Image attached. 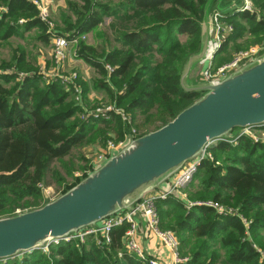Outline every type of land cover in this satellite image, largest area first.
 I'll list each match as a JSON object with an SVG mask.
<instances>
[{"label":"trees","instance_id":"16d2710c","mask_svg":"<svg viewBox=\"0 0 264 264\" xmlns=\"http://www.w3.org/2000/svg\"><path fill=\"white\" fill-rule=\"evenodd\" d=\"M250 1L251 9L232 10L224 18L235 25L229 40L264 31V0ZM207 2L66 0V12L52 31L27 0H0V39L37 30L36 39L47 45L54 34L86 35L110 18L96 45L81 39L76 51L101 76L98 88L131 116L129 124L115 111L109 118L81 119L78 114L86 105L75 103L72 84L66 88L59 78L42 73L24 51H15L0 64V216L40 206L42 187L51 185L48 176L62 185L55 160L70 176L74 159L86 160V145L98 139L105 145L111 131L123 139L126 126L138 135L158 129L200 97L185 91L180 79L188 58L200 49ZM229 3L222 1L224 6ZM218 56L213 67L231 58ZM50 64L48 60L45 66ZM78 81L88 100L86 82ZM208 152L213 159L202 161L184 193L191 202L213 199L236 208L251 221L249 233L238 215H222L205 205L188 207L175 195L155 200L160 226L176 233L181 255L190 257L180 264H264L254 246L264 250V139L244 134L237 143L219 141ZM128 227H114L110 243L99 244L97 236L89 234L84 242L60 241L47 252L35 249L0 264H144L126 252Z\"/></svg>","mask_w":264,"mask_h":264},{"label":"water","instance_id":"95a60500","mask_svg":"<svg viewBox=\"0 0 264 264\" xmlns=\"http://www.w3.org/2000/svg\"><path fill=\"white\" fill-rule=\"evenodd\" d=\"M222 1L216 7L225 16L245 10V0H231L226 6ZM212 2L205 6L200 49L188 58L180 79L185 91L198 92L200 97L143 135L134 136L126 126L127 142L93 164L74 185L38 207L0 216V261L99 228L106 218L126 211L133 212L138 232L144 220L150 233L145 211L137 209L148 194L168 192V181L187 162L201 158L219 141L244 135L235 136L234 130L264 128V52L225 76L211 81L204 77L217 54ZM172 195L188 204L178 191H171Z\"/></svg>","mask_w":264,"mask_h":264},{"label":"built area","instance_id":"2783aa9c","mask_svg":"<svg viewBox=\"0 0 264 264\" xmlns=\"http://www.w3.org/2000/svg\"><path fill=\"white\" fill-rule=\"evenodd\" d=\"M28 2L35 5L38 9V17L42 20L48 23L49 30L54 29V23L50 19V11L47 7V5H43L42 0H27ZM252 4L250 0H245V6L243 9H251ZM226 16L223 15L221 12H216L214 15V23L216 27V33L214 38V45L216 47L217 53L219 51V48L221 44L228 38V36L234 31V25L229 22L225 21ZM21 22V20H20ZM86 35L81 36H73L72 38H68L64 35H57L54 34V36L51 39V53H52V59L53 63L55 65L54 69L48 71V77H56L59 78L62 83L65 85L67 84H73V79L76 78V73H73L72 75H64L60 68L63 66V63H65V60L68 58V56L72 55V57L78 56L75 53L76 47L73 51H71L70 47L76 46V44L79 43L81 39H85ZM264 52V46H251L248 48L240 49L235 51L231 58L219 65H216V67H213L212 65L206 69L204 72V77L208 80H214L217 78H220L222 76H225L232 71L236 70L238 67H240L242 64L250 61L252 58L262 54ZM215 55L212 58V61H214ZM107 69L109 72L113 70V67L108 64ZM42 72L44 70L42 69ZM75 92L79 93L78 96H76V99L81 100V91L82 89L79 86H75ZM80 104L83 105L82 102ZM87 108L83 111V116L87 117H94V118H109L110 113L112 111H115L118 114H121L123 117V120L126 123H131V116L126 114L122 109L118 108L116 103L114 105H103L96 107L94 110H91L90 112H87ZM253 128H243L240 135L246 134L248 130H252ZM131 133L134 136H139L135 128L130 129ZM264 139L263 137H256L254 138L256 141ZM128 140V134L125 132L123 139H117V138H111L107 141V143L103 146V148L95 154V159L93 160V164H99L101 163L106 157H108L113 150H116L123 146ZM237 138L230 140L231 143H237ZM209 149V148H208ZM208 149L204 151L201 158L194 159L192 161L187 162L181 170L173 177L171 178L168 183L171 185V189L168 192H153L148 194L145 199L140 203V205L137 207L138 210L143 209L145 211V216L147 218L149 229L152 235L156 236L162 245L171 253L174 259V264H180L187 262L189 260V256H183L180 252V241L178 236L173 230L170 229H162L160 226V215L159 212L155 206V200L157 198H167L171 191H178L182 194L183 197L187 199L185 194L183 193V189L193 180L195 174L198 171V168L203 160L210 158L213 159V155L211 152H208ZM55 197V196H54ZM53 198V197H52ZM50 198V199H52ZM188 200V199H187ZM194 204L198 205H205L208 207H212L215 209L219 214L222 215H229L234 214L238 215L244 224L247 227V232L249 233V226H250V220L245 218L241 213L238 212V210L232 206H228L225 204H222L215 200H203V201H197V202H191L188 200L187 206L190 207ZM128 224V229L125 233V249L126 252L137 256L144 264H166V262L159 256H151L148 255L145 251L144 246L142 245L140 241V236L138 235L137 230V223L134 219V215L132 211H126L121 214H116L113 216H110L106 218L102 226L99 228H87L79 232L78 234L71 235L63 240H53L52 244H56L60 241H68L73 238H78L81 241H85V238L89 234H94L97 239V242L99 244L103 243H110L111 242V230L119 225L122 224ZM255 248L259 251L261 255V261H264V250H262L260 247H258L256 244H254ZM44 252H47L48 247L42 249ZM2 262V261H0Z\"/></svg>","mask_w":264,"mask_h":264},{"label":"rangeland","instance_id":"374dc122","mask_svg":"<svg viewBox=\"0 0 264 264\" xmlns=\"http://www.w3.org/2000/svg\"><path fill=\"white\" fill-rule=\"evenodd\" d=\"M42 3H43V5H47V7H48V4L45 0H42ZM216 5H217V1L213 0L211 13H210L211 15L213 13V16L216 14V12H218ZM0 9H2V8H0ZM59 11H60V13L55 14V15L51 14V12H50V19L54 23L55 27H56L57 23L60 22L61 15L66 12V7L64 9H60ZM57 16H58V18H57ZM228 17H229V14L226 15V18H228ZM20 20H21V22H20ZM110 22H111V19L106 18L104 23L99 28H97L96 30L91 32L92 35H89V37H88L89 39H84V40L85 41L86 40L87 41H93V39H94L96 41L95 44H97L99 42V31L102 29H107ZM19 23H23V19H19ZM234 31H235V25H234ZM37 34H38L37 30L22 31V32L19 31L18 34L11 35L7 39H0V64L3 61L10 60V58L12 57V55L15 51H24L27 59L32 61V62L35 61V64H37V65H45V63L48 60H49V62L52 63V60H50V57L52 56V53H51L52 44H51V42L47 45L42 43L41 41L36 39ZM231 34L221 44L219 51H218L219 52L218 57L223 58V59H227V58L231 57L232 54L239 49H243V48L251 47V46H255V45L264 46V31H261L260 33H255V34H252L250 32H246L242 37H240L236 40H229ZM181 39H182V41H185L187 39V37L185 35H183V36H181ZM224 43H226L227 45L225 47V50L221 51V47H223ZM75 53H76V55H78V51L75 50ZM214 61H215V59H214ZM73 65H78V64H73ZM74 67L79 68V66H74ZM75 68L69 67V66H67V64L64 65V63H63V66L61 69L62 71L60 70L64 75H67V76L72 75L73 73H76V78L73 79L72 81L74 82V85L79 86L82 89V91H81V100L76 99V96H78L79 93L75 92V87L72 84V86L74 87V93L72 94V98L75 101V103L80 104V102H82L83 104H85L86 108H87L86 109L87 112H90L91 110H94L96 107H99V106H103V105L107 106V105H111V104L114 105V103H116V102L110 100V98L108 97L107 93L104 90H101L100 88H98V86H97L98 80H100L102 78H101V76H99L96 73V71H94V69L92 67L89 68L88 70H86L85 68H82V69L81 68L75 69ZM42 73H44V72H42ZM45 74L48 75L47 73H45ZM81 75L83 76L84 79L82 78ZM80 77L84 82H86V84L88 86V89H89V92L87 94L89 96L88 100L84 97V91H83L82 83L78 81V78H80ZM70 84H67V85L64 84V86L67 88ZM117 107H118V105H117ZM118 108H120V107H118ZM120 109H122L126 114L130 115L123 108H120ZM78 115L81 119H86V117L83 116V112L82 113L80 112ZM119 115H121V114H119ZM139 118H141V116ZM241 132H242V129H236L232 132V134L237 136V135H240ZM246 134L250 135L253 139L256 137H258V138L263 137L264 136V128H255L252 130H248L246 132ZM260 139H262V138H260ZM102 143H103V141H102ZM92 144H88L84 148H82V151L85 153V157H86L85 161L79 160L78 158L74 159L75 165L73 167V170L71 172L72 174L70 176H68V175L65 176L64 171L61 168L59 162L56 160L54 161L55 168H57V170L60 172L61 176L63 177V181H62L63 183H62V185H57L48 176V181L51 182V185L42 187V197L39 201V205H42L46 199H50V198L58 195L60 192L64 191L65 189H67L68 187L73 185L74 183L78 182V180L83 178L91 170V167L93 165V160L95 159V156H96V155L91 156L92 153L89 154L88 148H92L91 147ZM183 193H184V189H183ZM184 194L187 197V194L186 193H184ZM208 200H210V199H208ZM211 200H213V199H211ZM222 204H224V203H222ZM35 207H38V206L32 204V205H30L24 209H16L14 213H16L18 211H24V210L32 209ZM14 213H12V214H14ZM7 215H11V214H5L2 216H7ZM40 250L43 251L42 249H40ZM184 256H188V255H184ZM189 259H190V257H189Z\"/></svg>","mask_w":264,"mask_h":264},{"label":"crops","instance_id":"0c3cea01","mask_svg":"<svg viewBox=\"0 0 264 264\" xmlns=\"http://www.w3.org/2000/svg\"><path fill=\"white\" fill-rule=\"evenodd\" d=\"M45 1L48 4L49 11L53 15L60 13L59 10L64 9L66 7V3H65L66 0H45ZM57 18H58V16H57ZM89 35H92V34L91 33L86 34L85 39H89L88 38ZM86 42L89 44H92V45H96L95 44L96 41L94 39H93V41H87L86 40ZM75 47L76 46L70 47L71 51H73L75 49ZM50 60H52V63L48 67L45 66L46 63H45V65H39L41 70L42 69L44 70V74L48 73V71L54 69V67H55V65L53 63L52 56L50 57ZM65 64H67V66L72 67V68H75L74 66H79V68H75V69L85 68L86 70H88L89 68H91V66L88 65L83 59L79 58L78 56L72 57V55L68 56V59H66L64 65ZM73 64H78V65H73ZM61 69H62V67L60 68V70ZM94 71H95V69H94ZM82 78H83V76H82ZM110 135L112 138L118 137V134L115 131H111ZM103 146H104V144L102 143V141L100 139L96 140L92 144V146H91L92 148H88L89 154L92 153L91 156L97 154L103 148ZM94 164H96V163H94ZM141 224H142V226H141L140 231L138 232V235L140 236L139 237L140 241H142L144 243V245L146 246L149 254L151 256L161 257L166 262V264H174V259H173V256L171 255V253L162 245V243L160 242V240L156 236L152 235L151 232L149 233L147 231L144 220H143V223H141Z\"/></svg>","mask_w":264,"mask_h":264}]
</instances>
